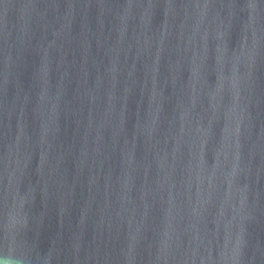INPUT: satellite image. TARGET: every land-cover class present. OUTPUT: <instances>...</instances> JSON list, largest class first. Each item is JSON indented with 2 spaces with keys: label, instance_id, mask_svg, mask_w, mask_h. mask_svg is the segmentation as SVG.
Here are the masks:
<instances>
[{
  "label": "clouds",
  "instance_id": "obj_1",
  "mask_svg": "<svg viewBox=\"0 0 264 264\" xmlns=\"http://www.w3.org/2000/svg\"><path fill=\"white\" fill-rule=\"evenodd\" d=\"M0 264H11V261L9 259H5Z\"/></svg>",
  "mask_w": 264,
  "mask_h": 264
}]
</instances>
